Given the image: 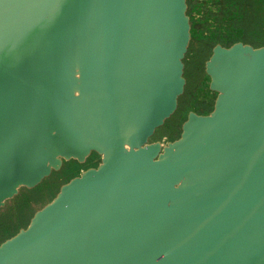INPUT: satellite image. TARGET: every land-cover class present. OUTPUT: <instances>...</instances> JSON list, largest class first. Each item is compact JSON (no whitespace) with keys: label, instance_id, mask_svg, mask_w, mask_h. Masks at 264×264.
I'll return each mask as SVG.
<instances>
[{"label":"water","instance_id":"1","mask_svg":"<svg viewBox=\"0 0 264 264\" xmlns=\"http://www.w3.org/2000/svg\"><path fill=\"white\" fill-rule=\"evenodd\" d=\"M194 21L188 0H0V229L94 164L7 221L0 264H264V37L191 67Z\"/></svg>","mask_w":264,"mask_h":264},{"label":"flooded vegetation","instance_id":"2","mask_svg":"<svg viewBox=\"0 0 264 264\" xmlns=\"http://www.w3.org/2000/svg\"><path fill=\"white\" fill-rule=\"evenodd\" d=\"M188 4L197 33L193 44L198 47L192 51L196 56L187 62L191 67L201 66L216 44L230 47L243 41L256 45L257 40L264 37L262 17L257 13L255 0H188ZM189 72L194 76L197 70ZM206 104L203 103V107H207Z\"/></svg>","mask_w":264,"mask_h":264},{"label":"rangeland","instance_id":"3","mask_svg":"<svg viewBox=\"0 0 264 264\" xmlns=\"http://www.w3.org/2000/svg\"><path fill=\"white\" fill-rule=\"evenodd\" d=\"M194 49L198 50V47L194 45ZM190 80H192L191 76ZM160 131L161 133L159 136L161 139L163 138V140H174L179 138L180 130L179 128H176L175 122H172V125L161 128ZM93 165L90 162L86 166H80L73 162L67 168L64 167L62 171L54 172L51 176L43 180V182L36 188L24 189L21 191L20 195L12 200L11 205L8 204L6 206L5 220L1 223V227L3 229H0V242H3L6 239V231L4 230L10 229V224H8L7 221L19 219L21 224H19L18 229L25 227L29 219H31L29 217L32 213H35L37 210H40L48 205L49 202L57 196L62 186L79 176L82 170L92 167ZM16 232L17 230L14 231L13 234Z\"/></svg>","mask_w":264,"mask_h":264},{"label":"trees","instance_id":"4","mask_svg":"<svg viewBox=\"0 0 264 264\" xmlns=\"http://www.w3.org/2000/svg\"><path fill=\"white\" fill-rule=\"evenodd\" d=\"M191 95H189V98H190Z\"/></svg>","mask_w":264,"mask_h":264}]
</instances>
